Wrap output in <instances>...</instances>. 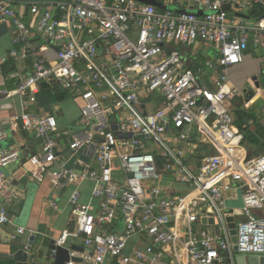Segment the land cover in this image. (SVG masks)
<instances>
[{
  "label": "built area",
  "instance_id": "obj_1",
  "mask_svg": "<svg viewBox=\"0 0 264 264\" xmlns=\"http://www.w3.org/2000/svg\"><path fill=\"white\" fill-rule=\"evenodd\" d=\"M161 3L203 15L135 0H0V24L13 45L2 61L30 65L9 75L13 88L0 85V102L18 99L20 111L8 124L37 143L27 177L49 181L53 208L68 192L76 231L64 230L51 250L68 249L65 264H221L233 252L264 256V156L247 158L228 78L249 43L264 49V16L234 24L224 9L232 4L247 14L264 0ZM197 43L217 51L206 66L208 84L200 79L206 69L192 70L179 50ZM43 86L79 102L74 124L31 112ZM7 137L0 127V143ZM25 145L0 150L1 227L14 225L5 171L20 162ZM238 189L243 207L235 216L225 202ZM24 232L15 227L6 239ZM73 239L82 252L70 249Z\"/></svg>",
  "mask_w": 264,
  "mask_h": 264
},
{
  "label": "crops",
  "instance_id": "obj_2",
  "mask_svg": "<svg viewBox=\"0 0 264 264\" xmlns=\"http://www.w3.org/2000/svg\"><path fill=\"white\" fill-rule=\"evenodd\" d=\"M157 1L161 3V0ZM170 6L177 7L180 10H185L186 8L184 5ZM226 6H228L226 12L229 20L234 24H239L240 21H251L249 13L258 7L254 6L247 14H242L236 12L232 4ZM231 11L234 13L231 14ZM240 15L247 16L249 19L240 17ZM40 43L42 44L43 42L40 41ZM12 48L11 36L7 32L5 36L0 38V85H4L6 88H13L15 82L9 78L12 72L7 76L2 74L1 69L4 64L12 63L15 69L14 72L26 71L30 66L27 62L15 63L12 60L3 62L2 58ZM179 50L185 56L187 65L192 70L197 68L206 69L200 79L208 84L212 74L208 72L206 66L208 62L216 58V49L197 43L192 48ZM47 55L49 56V52ZM228 78L230 85L236 90V95L230 101L229 108L233 117V124L243 132V146L246 150L247 158L253 159L264 156V49L254 50L249 43V48L243 53L242 62L228 71ZM253 78H257L256 81ZM55 97V93H52L48 87L39 88L35 94L36 103L31 107V112L39 115L53 113L60 123L65 122V120L62 121L64 117L62 110L56 106V103L63 102L65 98L57 101ZM77 104L79 105V102ZM19 111L20 105L17 98L0 102V114L3 118L0 127L8 130V137L4 142L0 143V150L16 145L13 141H16L17 145L19 142L26 143V152H24L20 162L10 166L5 171L14 187L15 197L9 208V214L14 225L0 226V264H14L12 256L18 250H25V247L31 242V251L33 253L41 252L46 254V264H51L52 254L48 247L61 236L64 230L69 229L70 232L76 230L72 224L73 218L67 203L68 192L65 191L58 196L57 208H53L48 204L49 198L52 197L53 193L49 181L37 182L27 177L23 171L31 168L27 157L33 152H37V143L32 139L26 138L20 129L11 128L8 124L7 117L17 114ZM7 142L11 143V146L2 147V144ZM206 152L212 153L209 150H206ZM85 196L87 198L84 200ZM83 201H88V191L83 195ZM15 227L24 228L25 232L21 235H16L14 241H7L6 235L15 234ZM68 243L71 246L80 247V239L69 240ZM75 243L79 244L76 245ZM234 255L235 253L233 252L232 257ZM243 257V264H264V256L244 255ZM221 264L235 263L227 255Z\"/></svg>",
  "mask_w": 264,
  "mask_h": 264
},
{
  "label": "water",
  "instance_id": "obj_3",
  "mask_svg": "<svg viewBox=\"0 0 264 264\" xmlns=\"http://www.w3.org/2000/svg\"><path fill=\"white\" fill-rule=\"evenodd\" d=\"M141 4L144 5H150L158 10H172L176 14H187V13H194L196 16L201 17L203 15V12L198 11V10H192V9H185V10H180L177 7H171V6H165L158 2L157 0H135ZM228 9V6H225V10ZM205 14H210V13H205ZM240 17H244L245 19H249V17L240 15ZM7 33V26L5 24H0V38L5 36ZM255 81L257 78H253ZM236 199L235 200H227L225 202V206L229 209H234L235 211L233 214L235 216L241 215L240 209L243 207V201H242V194L241 190L238 189L236 191ZM205 223V220L202 221ZM228 222V228L230 229V236H231V243L235 244L236 243V230H235V223L234 219L232 217H229L227 219ZM31 246L32 242L29 243V245L26 247L25 250H18L13 256L12 260L14 264H43L46 262V254L38 252V253H33L31 251ZM71 250L82 252L83 249L79 246H71ZM48 250H53V242L52 244L48 247ZM234 251H236V248H234ZM244 257L241 255H237V257H233V262L235 264H243ZM51 264H65L66 262L69 261V254H68V249L66 248H56V253L55 256L51 257Z\"/></svg>",
  "mask_w": 264,
  "mask_h": 264
},
{
  "label": "rangeland",
  "instance_id": "obj_4",
  "mask_svg": "<svg viewBox=\"0 0 264 264\" xmlns=\"http://www.w3.org/2000/svg\"><path fill=\"white\" fill-rule=\"evenodd\" d=\"M161 11V10H160ZM234 12L233 11H231V14H233ZM12 25V24H11ZM77 100L76 99H73V98H71V97H67V98H65V100L63 101V102H60L59 104L58 103H56V106H58L61 110H62V113H63V115H64V117H63V119H62V121H64L65 120V122H62V123H70V124H74L75 123V119H76V116H77V114H78V104H77ZM13 143L14 144H16L17 145V143H16V141H13ZM8 145V146H7ZM5 146L6 147H9V146H11V143H9V142H7V143H5V144H2V147H4L5 148ZM0 149H1V147H0ZM84 190V192H87V189H83ZM85 194V193H84ZM87 194V193H86ZM87 197L85 196L84 197V200L86 199ZM70 211V210H69ZM70 244V243H69ZM76 245H78L79 243H75ZM235 257H237V255L235 254L234 255V258ZM43 264H46V262L45 263H43Z\"/></svg>",
  "mask_w": 264,
  "mask_h": 264
},
{
  "label": "trees",
  "instance_id": "obj_5",
  "mask_svg": "<svg viewBox=\"0 0 264 264\" xmlns=\"http://www.w3.org/2000/svg\"><path fill=\"white\" fill-rule=\"evenodd\" d=\"M249 16L251 17L252 20H256L262 16H264V7H256L254 8L250 13ZM14 65L12 63H6L2 66L1 72L4 76H7L8 74H10L11 72H14ZM55 99L57 101L62 100L64 98H66L65 94L62 93H55Z\"/></svg>",
  "mask_w": 264,
  "mask_h": 264
}]
</instances>
